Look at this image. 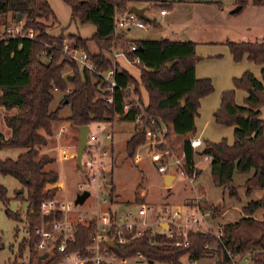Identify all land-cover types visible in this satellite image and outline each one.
I'll list each match as a JSON object with an SVG mask.
<instances>
[{
    "label": "trees",
    "instance_id": "16d2710c",
    "mask_svg": "<svg viewBox=\"0 0 264 264\" xmlns=\"http://www.w3.org/2000/svg\"><path fill=\"white\" fill-rule=\"evenodd\" d=\"M71 8L74 22L91 23L96 27L92 37L78 34L53 35L50 29L59 25V20L48 0H0V105L7 110L17 109L16 114L6 115L5 124L12 130L10 137L0 133L1 148H26L17 159L0 158V173L17 178L27 191L28 208L23 213L7 210L8 215L17 220L25 219L28 225V238L19 246L20 255L28 245L30 264H59L66 252L84 251L93 238L96 222L75 223V239L68 242L66 252L56 247L45 258L37 249L39 235L35 229L42 221L53 222L63 219L64 213L54 210L43 215L41 204L52 199L59 188L51 186L60 178L57 170L46 168L55 161V157L43 152L48 143L47 134H51L54 124L66 119L75 126L93 121H113L117 113L123 112V104L128 98L120 87L133 84L143 104L144 112L160 118L167 125L168 138L175 149L185 152L183 171L193 177L200 173L195 163L196 154L211 159L213 183L222 187L230 196H237V186L233 183V174H247L243 182L245 194L263 191L261 197L250 200L242 206V215L234 221L224 222L222 237L201 230L188 232V243L177 245L183 236H168L166 233L146 230L136 237V230L125 233L126 243H118L117 235L110 251L119 256H134L141 251L149 261L180 264L184 256L189 260H200L211 251L207 245L216 243L218 258L213 264H232L226 251L248 253L251 264H264V216L255 217L258 209L264 212V119L260 117V108H264V69L261 80L250 71H244L235 77L232 83L236 89L246 92L241 105L235 102L234 89L222 92L221 104L215 111L216 121L222 125L233 126V141L226 138L219 142L205 141L201 150L194 149L189 138L196 135L195 118L199 115L200 101L209 95L214 86L210 78L195 76V42L191 40L160 39H120L115 36V14L127 12L131 5L144 0H63ZM239 13L248 0H233ZM219 4L222 0L217 1ZM158 4L160 7H172V3ZM255 5L264 6V0H252ZM21 14V20H17ZM145 22L151 19H142ZM14 22L22 24V30L33 31L34 35L14 36L8 31ZM155 22V20H154ZM71 39L76 47L85 49L91 59L101 68L112 66L107 53L120 47L129 57L138 56L141 63L140 81L148 94V102L143 100L140 83L136 76L118 64L114 102L107 103L102 97L104 85L101 79L64 54L65 43ZM89 41H93L98 52L89 50ZM234 61H240L244 55L255 64L264 62V38L253 41H226ZM135 43L137 49L128 50V44ZM107 52V53H106ZM71 69L66 72L65 69ZM72 80H68V76ZM63 93L58 106L53 109L55 91ZM70 105L71 114L60 116L61 109ZM142 109L133 105L128 114L121 119L134 121ZM41 129L45 133L41 132ZM145 141L144 131L139 127L126 142V153L133 158L138 147ZM141 187L138 186V190ZM136 191L137 201H144ZM115 191L111 188L110 194ZM23 197V192L17 198ZM7 188L0 183V200L6 201ZM204 201H206L204 199ZM212 215H217L221 205H208ZM2 243L0 240V248ZM40 252V254H38ZM86 264H93L88 262Z\"/></svg>",
    "mask_w": 264,
    "mask_h": 264
},
{
    "label": "rangeland",
    "instance_id": "374dc122",
    "mask_svg": "<svg viewBox=\"0 0 264 264\" xmlns=\"http://www.w3.org/2000/svg\"><path fill=\"white\" fill-rule=\"evenodd\" d=\"M55 11L58 13L60 25L55 28V33L60 34H78L85 37H91L95 32V26L91 23H74L71 17L70 7L63 0H50ZM147 1V0H146ZM149 16L152 21L145 22L143 28H132L128 31L129 35L138 37H148L145 39H158L161 36L171 38H185L188 32L198 39H201L199 34L203 30L208 29V35L214 39L223 41H253L262 40L264 37V6L255 5L252 0H248L247 4L239 13H231L236 5L233 0H222L219 4L222 7L223 14H214L210 26L202 28L200 17H204L199 9L191 10L190 7L184 5H175L169 9V14L160 26L154 24V19L159 18V10L164 7L158 6L161 4L159 0L147 1ZM175 3V2H173ZM178 6V7H177ZM221 10V11H222ZM205 14V13H204ZM191 15V16H190ZM211 17V14H205ZM192 18L190 22L188 19ZM172 20V21H171ZM187 21V23H186ZM212 24V25H211ZM13 26V23H12ZM11 26H9L10 28ZM160 27V28H159ZM52 28V29H53ZM5 28L0 29L2 36ZM206 38L207 36H203ZM140 39V38H139ZM67 42H72L68 39ZM91 49L96 51V44L89 41ZM107 53V52H106ZM129 68L139 77L138 66L130 63ZM66 72L70 71L68 67ZM259 80L261 76L257 74ZM145 101L148 100L147 92L141 90ZM55 99L51 104V108L55 109L63 97V93L55 91ZM246 93L243 90H237L235 101L239 104L242 96ZM71 114L70 105L64 106L60 111V116L66 118ZM3 119V110L0 107V122ZM66 126V130L62 131L61 126ZM89 133L98 135L97 140H91L88 137V147L84 150V158H87L88 149L94 152L97 156L101 152V158L106 162L108 177L105 184L103 182H91L92 180L86 174L82 165H79L77 158L78 136L79 130L70 121L62 119L56 122L51 134H47L48 143L43 147L42 151L47 152L55 157V161L48 164L46 168L55 169L60 174V180L64 182V186L59 188L55 198L62 202H68L71 211H68V218L75 221H86L89 216L99 210L100 213L111 208L117 211L118 215L126 214L127 212H136L139 204L146 203L152 206V211L149 217L152 221H156L157 210L164 206L180 205V204H199L203 211H207L208 205H221L222 209L217 215L210 214L207 217L209 223L215 228L222 225L224 222L234 221L242 215L241 208L250 200H256L261 197V193L257 195V190L247 196L243 181L248 176L247 174H233V183L237 186V196L228 195L227 191L222 187H217L212 180L211 174V159L202 154H196L195 162L200 173L197 176L189 177L183 171L174 170V179L170 185L166 184L165 174L159 172L155 165L150 161L149 156L143 147L139 148L142 153L139 160L130 158L126 153V142L128 138L135 132L137 127L134 121L123 119H114L113 121H93L88 124ZM221 127L216 125L215 120L210 125V139L217 137L216 132L221 130ZM45 133V132H43ZM111 134L113 138L108 137ZM60 134L58 137L57 135ZM203 146V145H202ZM200 146L199 148H201ZM66 147L69 153H73L68 159L61 160L62 148ZM26 148H1L0 158L17 159ZM74 151V152H73ZM106 151V152H104ZM103 152V153H102ZM107 180H112V186L115 189L111 192L112 186H107ZM0 183L7 188L8 199L4 202L0 200V240L2 247L0 248V264H30L31 252L28 245L20 255L19 246L28 238V225L25 219L17 220L8 215L7 210L19 211L23 213L28 208L27 191L23 188L22 183L12 175L0 173ZM141 187L138 190V186ZM23 191V197L17 198V194ZM90 190V196L82 204L76 203L77 196L84 190ZM138 190L139 197L144 201H137L136 191ZM259 192V191H258ZM105 199V201H104ZM206 199V201H204ZM256 217H263V209H258L254 213ZM50 228V226H47ZM216 243H211L207 247L211 250L208 256L200 259L196 264H213L218 258ZM40 254V252L38 253ZM246 258V259H245ZM248 253H237L233 256L232 264H251ZM149 264H170L167 262L155 261ZM180 264H190L188 256H184Z\"/></svg>",
    "mask_w": 264,
    "mask_h": 264
},
{
    "label": "built area",
    "instance_id": "2783aa9c",
    "mask_svg": "<svg viewBox=\"0 0 264 264\" xmlns=\"http://www.w3.org/2000/svg\"><path fill=\"white\" fill-rule=\"evenodd\" d=\"M167 13V8L164 7L160 10L161 15ZM143 21L135 13L117 12L115 14V36L120 39L123 37L124 32L130 30L132 27L143 28L145 27ZM14 36H30L34 35L33 31L22 30L20 22H14L13 26L8 29ZM137 49L135 43L128 44V50L134 51ZM64 54L75 61L81 69H87L92 74L97 75L103 85V94L101 97L107 103L114 102L115 90L118 87V80L116 78L118 67V56H125L128 62L138 66L141 59L138 56L129 57L122 48L116 47L112 52L107 53L108 57L112 60V66L109 68H101L92 59L90 54L81 47H76L72 42H66L64 47ZM140 89L143 90L140 79ZM121 90L128 95V98L123 104V112L117 113L115 119H121L123 115L128 114L133 105L142 109V113H137L134 119L136 128H141L145 134V141L138 147L134 160H139L142 153L139 151L143 147L146 154L149 156L150 161L155 165L156 169L165 175L173 174L174 170L181 171L185 166V152L181 149H175L168 138L167 125L160 118L150 117L144 112L143 104L140 101L138 93L134 89L133 84H127L120 87ZM66 126L62 125L61 130L65 131ZM58 137L60 134L57 135ZM91 140H97L98 135L91 134L88 136ZM108 137L113 138L109 133ZM190 145L197 149L204 144L199 136H192L189 138ZM74 152V151H73ZM106 152V151H104ZM103 153V152H102ZM77 154V151H76ZM61 160L68 159L73 153L64 147L61 151ZM210 158V157H209ZM82 167L85 169L86 174L92 180L91 182L105 184L108 177L106 162L101 158V152L94 155V152L88 149L87 158H84V152L81 161ZM195 176V175H194ZM193 176V177H194ZM112 180H107V186H112ZM54 188H62L64 182L58 180L51 184ZM105 201V199H104ZM54 210H60L64 213L63 219L54 220L53 222L42 221L35 231L39 235L37 249L41 253L51 254L56 247V242L60 239L57 248L59 251L66 252L68 242L75 239V223L81 222L89 224L91 220L96 222V227L91 243L86 246L84 251L66 252L63 259L59 264H86L91 262L93 264H149V259L141 252L137 251L134 256H119L110 251V245L114 243L117 235L118 243H126L127 238L124 235L136 230V237L141 236L146 230L152 232L166 233L168 236L178 235L183 236V240H178L177 245H185L188 243V232L190 230H201L206 233L213 234L216 238L222 237L223 226L220 224L216 228L209 223L207 217L210 216L211 211H203L199 204H180L172 206H164L162 209L157 210V220L152 221L149 213L152 211V206L146 203L139 204L136 212L130 211L126 214L118 215L117 211L109 208L102 213L96 210V213L89 216L86 221L73 222L68 218V211H71L68 202H62L55 197L42 202L41 211L43 215L50 214ZM167 224L163 228V223ZM50 226V228H47ZM227 255L233 262L235 253L226 251ZM246 259V258H245ZM247 260L250 261V258ZM198 260H190V264H196Z\"/></svg>",
    "mask_w": 264,
    "mask_h": 264
},
{
    "label": "crops",
    "instance_id": "0c3cea01",
    "mask_svg": "<svg viewBox=\"0 0 264 264\" xmlns=\"http://www.w3.org/2000/svg\"><path fill=\"white\" fill-rule=\"evenodd\" d=\"M48 1L51 4V1L50 0H48ZM147 1H151V0H147ZM147 1L144 0V1L136 2L133 5H136L140 8H143L145 15L149 19L150 16L148 14V12H149L148 8L150 6L148 5ZM159 1L164 3V4L165 3H168V4L172 3V7H166L167 13L165 15H161L160 10H159V14H160L159 18L156 16L154 19L155 20L154 24L156 26H160L163 22H167L166 19H164V18L167 17V15L169 14V9L174 8L175 5H184L186 7H190L191 10L198 8L199 11H201V13L204 16V17H200V20H201L200 25H202L203 29H205L206 26H210L208 23H212L211 19H213L214 14H216V18H217L219 12H221L222 14L224 13L222 10V7H220L219 3L217 2L218 0H159ZM173 2H175V3H173ZM51 6H52V4H51ZM52 8L58 17L57 11H55L53 6H52ZM231 9H233V8H231ZM70 10H71V8H70ZM204 13L205 14H208V13L211 14V17L206 16ZM58 20H59V18H58ZM191 20H192V18H189L188 22H190ZM74 23L78 24L79 22H74ZM186 23H187V21H186ZM59 25H60V20H59ZM55 28H57V27L55 26ZM55 28L50 29L49 32L53 35H67L64 32H61L60 34L55 33V30H54ZM132 28H135V27H132ZM130 30H128V31H130ZM207 30L208 29L206 28V30H203L201 32V34H208ZM95 31H96V27H95ZM128 31L124 32V34H123L124 38H127V39H139V38L145 39V38H148V37H138V36L129 35ZM191 33L192 32H188V35L186 36L187 38L186 37L185 38H183V37L182 38H171V37H168L166 35L161 36L160 38L167 37V38H170L173 40H184L185 39V40H191V41L195 42V54L197 56V59L195 62V76L197 78H210L212 83H213V86H214V90L209 95L203 97L200 101L199 115L195 118V125L197 128L195 136H199L203 140L204 144H205V141L219 142L220 140H222V138H226L228 143L230 144L233 141L234 127L233 126H226V125H222V124L218 123L216 121V118L214 115L215 111L219 108V106L221 104L222 92H224L226 90L234 89L235 96H236L237 90H240V89H236L234 87V85L232 83L233 78L241 76V74L244 71H250L254 75V77L256 79H258L257 74H259L261 76V71H262V69H264V62L261 64H255L254 62L248 60L246 55H244L240 61L236 62L233 59V56L229 50V47H228V44L226 41L214 39L211 36L201 35V34L198 35L201 37V39H198V38H195ZM203 36H207V37L204 38ZM83 37H85V36H83ZM86 38H89V37H86ZM160 38H158V39H160ZM89 50L92 53L98 52L97 47H96V51H93L91 49L90 43H89ZM117 59H118V64H119L120 68H125L131 74L136 76L132 72V70L129 68L130 62L127 61L125 56H123V55L118 56ZM138 69L140 71L139 67H138ZM140 74H141V71L139 72V77L136 76L137 79H140ZM1 93H2V91L0 90V95H1ZM245 96H242L241 102L239 103V105L242 104ZM143 97H144V95H143ZM147 97H148V95H147ZM143 100L145 101L144 98H143ZM145 102L147 103L148 100ZM0 107L3 110V119L0 122V133H2L7 138V137L11 136L12 130L5 124L4 118L6 115L16 114L17 109L13 108L11 110H7L4 107H2L1 105H0ZM260 117L264 119V108H260ZM214 120L216 122V125L221 127L220 128L221 130L216 132L217 137H215L214 139H210L211 132H210L209 128H210L211 122H213ZM76 127L78 128V126H76ZM41 132H45V131L43 129H41ZM202 148H203V146L201 148H197V150H201ZM258 191L259 190H257V195L259 193H261V195L263 194V191H259V192Z\"/></svg>",
    "mask_w": 264,
    "mask_h": 264
},
{
    "label": "water",
    "instance_id": "95a60500",
    "mask_svg": "<svg viewBox=\"0 0 264 264\" xmlns=\"http://www.w3.org/2000/svg\"><path fill=\"white\" fill-rule=\"evenodd\" d=\"M239 9V6H235L231 12L236 11ZM130 13H135L136 15H138L141 19H148L147 16L144 13V9L140 8L136 5H131L129 10ZM21 14L18 15L17 20H21ZM187 38V37H186ZM68 80H72V76L69 75L68 76ZM78 130H79V136H78V147H77V158L79 161V165L81 166V161H82V156H83V152L84 150L88 147V133H89V125L88 124H83L78 126ZM174 179V175L173 174H168L165 176V181L167 185H170L171 181ZM23 190L20 189V192H22ZM91 191L86 189L84 190L82 193H80L77 198H76V203L77 204H82L85 202V200L90 196ZM167 224L164 222L163 223V228H166ZM47 256V253H44L41 257L45 258ZM150 263H154L153 261H150Z\"/></svg>",
    "mask_w": 264,
    "mask_h": 264
}]
</instances>
